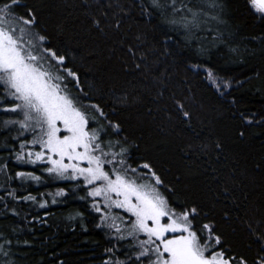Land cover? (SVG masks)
Masks as SVG:
<instances>
[{
	"label": "trees",
	"instance_id": "trees-1",
	"mask_svg": "<svg viewBox=\"0 0 264 264\" xmlns=\"http://www.w3.org/2000/svg\"><path fill=\"white\" fill-rule=\"evenodd\" d=\"M18 3L15 14L31 10L43 46L77 72L72 92L120 125L105 139L121 141L128 165L150 164L176 211L195 207V228L211 225L218 251L255 264L264 255V17L248 0H184L209 14L189 32L170 23L172 0L158 9L151 0ZM18 119L0 110V264L127 261L131 241L102 221L82 179L28 157L40 150L31 134L5 124Z\"/></svg>",
	"mask_w": 264,
	"mask_h": 264
},
{
	"label": "snow or ice",
	"instance_id": "snow-or-ice-1",
	"mask_svg": "<svg viewBox=\"0 0 264 264\" xmlns=\"http://www.w3.org/2000/svg\"><path fill=\"white\" fill-rule=\"evenodd\" d=\"M177 2L172 0L169 6L174 16L170 23L189 32L207 23L203 18L209 16L208 12L194 10L184 0H179L178 8ZM151 4L153 8L163 7L160 0H151ZM248 4L254 13L264 17V0H248ZM19 6L18 0H0V103L11 102L10 107L0 110L21 116L5 124L19 125L21 135L31 134L28 143L40 150L29 151L28 157L46 159L51 164L49 173L82 179L90 188L88 195L103 201L102 207L99 202L93 204L97 212L103 213L102 221L111 220L107 226L114 229L118 240L131 241L133 255L127 261L109 260L105 264H236L226 250H217L221 239L213 234L211 225L195 228V207L176 211L171 206L160 190L163 181L150 164L140 165L147 170L140 173L128 165L127 149L119 139H105L118 136L120 125L105 124L107 114L100 104H85L87 94L72 92V81L79 87L77 72L65 66V55L43 46L47 37L34 31L35 14L29 10L24 16L16 15L15 8ZM25 146L22 144L21 149ZM117 148L120 151H115ZM112 209L127 215L112 214ZM239 264H247V260L241 258ZM255 264H264V255Z\"/></svg>",
	"mask_w": 264,
	"mask_h": 264
},
{
	"label": "rangeland",
	"instance_id": "rangeland-1",
	"mask_svg": "<svg viewBox=\"0 0 264 264\" xmlns=\"http://www.w3.org/2000/svg\"><path fill=\"white\" fill-rule=\"evenodd\" d=\"M71 79V78H69ZM72 87H73V81L71 84H69V88L72 90ZM140 173H145L147 172V170L145 169H142V170H139ZM94 203L96 202H99L101 204V207L103 205V201L100 199V198H96L95 200H93ZM101 214H103L102 212H100ZM112 214H119V215H123V216H126L127 214L123 213L122 210H118V209H112ZM106 225H108L109 223H111V220L107 221V222H104ZM117 223H119V221H117ZM114 230V229H113Z\"/></svg>",
	"mask_w": 264,
	"mask_h": 264
}]
</instances>
